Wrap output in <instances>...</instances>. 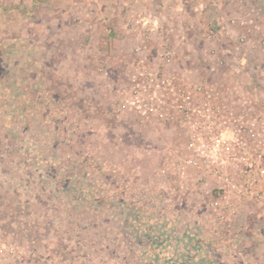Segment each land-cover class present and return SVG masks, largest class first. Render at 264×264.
I'll use <instances>...</instances> for the list:
<instances>
[{"label":"rangeland","instance_id":"374dc122","mask_svg":"<svg viewBox=\"0 0 264 264\" xmlns=\"http://www.w3.org/2000/svg\"><path fill=\"white\" fill-rule=\"evenodd\" d=\"M141 73L214 89L264 167V0H0V264H264V201L144 119Z\"/></svg>","mask_w":264,"mask_h":264},{"label":"built area","instance_id":"2783aa9c","mask_svg":"<svg viewBox=\"0 0 264 264\" xmlns=\"http://www.w3.org/2000/svg\"><path fill=\"white\" fill-rule=\"evenodd\" d=\"M141 77L146 81L139 83L137 93L142 94L143 98L137 96L136 101L142 103L137 110L144 119L151 120L159 116L171 124V119L179 113L182 125L190 124L187 125L190 128L189 150L192 151L189 165L200 170L203 176L213 177L219 192H230L239 201H264V167L260 163L262 155L250 152L242 137L228 132L232 119L227 115L225 119H219L220 106L212 103L216 98L214 89L196 87L192 91L182 90L158 75L141 73ZM192 92L196 96L200 95L199 102L204 100V103L196 105ZM134 105L137 106L136 102ZM193 117L195 119L192 122ZM214 205L221 207L219 201Z\"/></svg>","mask_w":264,"mask_h":264},{"label":"crops","instance_id":"0c3cea01","mask_svg":"<svg viewBox=\"0 0 264 264\" xmlns=\"http://www.w3.org/2000/svg\"><path fill=\"white\" fill-rule=\"evenodd\" d=\"M262 250H264V249H262ZM262 250H261V251H262Z\"/></svg>","mask_w":264,"mask_h":264}]
</instances>
